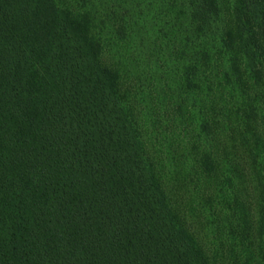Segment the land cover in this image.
I'll use <instances>...</instances> for the list:
<instances>
[{"label":"trees","instance_id":"16d2710c","mask_svg":"<svg viewBox=\"0 0 264 264\" xmlns=\"http://www.w3.org/2000/svg\"><path fill=\"white\" fill-rule=\"evenodd\" d=\"M0 264H264V0H0Z\"/></svg>","mask_w":264,"mask_h":264},{"label":"rangeland","instance_id":"374dc122","mask_svg":"<svg viewBox=\"0 0 264 264\" xmlns=\"http://www.w3.org/2000/svg\"><path fill=\"white\" fill-rule=\"evenodd\" d=\"M139 14H137L136 16L140 26L142 27V29L144 28L143 29L144 34H142V36L138 35L140 37H137V39H135L134 41H132V43H130V48L132 50L131 56L137 57L136 59L138 60L141 59L139 63L140 66L137 72L139 71L146 72L149 71L150 68L153 69L156 65L155 61L157 60L159 61L160 65H163L167 69H169V66L167 65L168 61H170V64L171 63L178 64V61L173 59L170 56L169 51L167 50L170 47L163 45L161 52H159V50H161L159 46L156 47L158 49L157 51L155 49V45H159V43L161 42V40L157 38L156 35L157 33L156 30L159 27V19L160 18L166 19L168 16L165 17V15L163 14L159 15L160 14L159 9L157 8L150 9L149 7L147 8L146 6L142 7V13L140 15ZM172 19L173 17L171 18V20ZM166 72L167 71L164 69L163 74L166 75Z\"/></svg>","mask_w":264,"mask_h":264}]
</instances>
